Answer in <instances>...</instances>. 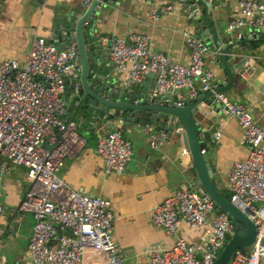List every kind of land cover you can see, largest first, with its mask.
I'll return each instance as SVG.
<instances>
[{
    "label": "built area",
    "instance_id": "2783aa9c",
    "mask_svg": "<svg viewBox=\"0 0 264 264\" xmlns=\"http://www.w3.org/2000/svg\"><path fill=\"white\" fill-rule=\"evenodd\" d=\"M87 1L83 0V4ZM185 4L186 0H175L153 6L149 19L157 22L161 16L174 12L176 6L181 10ZM238 6L240 16L229 20L226 29L237 42H242L264 26V0H239ZM187 13L192 21L193 14ZM183 35L190 51L188 66L152 52L148 37L138 33L112 39L108 56L117 73H127V84L140 83L151 73L152 97L172 98L183 90L190 101L199 89H216L217 82L205 64L207 45L191 31ZM77 57L74 45L59 49L42 38H34L22 66L13 59L0 63V158L25 168L30 183L19 208L33 219L27 244L30 264H86L87 260L123 264L121 249L111 236L114 216L109 202L79 193L58 176L65 160L85 142L76 121L60 118L66 89L60 74L75 67ZM250 70L245 65L240 77L247 78ZM215 100L227 115L235 118L242 132L241 142L248 148L247 158L231 166L229 202L255 228L252 245L236 249L228 264H264V128L257 125L247 107L230 101L224 93L215 94ZM169 102L180 107L186 101ZM219 137L215 134L216 140ZM158 145V139L152 138L151 148ZM95 151L103 161L105 174L121 173L131 159L132 145L125 139L121 125L105 121L96 131ZM10 172L9 165L0 164V215L4 210L1 182ZM150 220L175 240L167 249L151 251L149 264H212L233 231L229 216L217 212L206 194L186 187L152 207ZM181 223L190 231L202 229L199 240L188 241L179 236ZM0 264L7 262L1 259Z\"/></svg>",
    "mask_w": 264,
    "mask_h": 264
},
{
    "label": "crops",
    "instance_id": "0c3cea01",
    "mask_svg": "<svg viewBox=\"0 0 264 264\" xmlns=\"http://www.w3.org/2000/svg\"><path fill=\"white\" fill-rule=\"evenodd\" d=\"M175 0H118L117 4L103 8L98 17L97 29L103 45L114 38L127 37L138 33L148 37L149 49L163 53L171 60L188 66L190 51L183 33H193L192 21L187 18V1L183 9L175 7L174 12L165 14L157 22L149 19V10L153 6L174 2ZM239 0H221L213 14L217 30V40L223 45L241 44L238 49L225 50L226 59L233 69V79L226 85L224 94L230 101L247 107L255 122L264 128V38L237 42L226 25L229 20L240 16ZM83 0H2L0 3V63L13 59L23 65L30 44L34 38H42L56 48L53 35L55 19H61L63 13L79 12ZM205 38H212L207 31ZM264 34V26L256 34ZM255 35V34H254ZM206 44V43H205ZM207 45V44H206ZM72 46V45H70ZM205 64L213 71L217 84H225L227 78L224 66L217 61L221 54L207 45ZM103 59L111 63L110 70L119 80L127 83V73H117L108 56V49ZM248 65L250 75L243 79L239 72ZM128 69V67H127ZM145 77L142 79V81ZM141 81V82H142ZM154 78L150 80L152 87ZM197 87L200 85L197 83ZM198 91H201L200 89ZM72 90L67 86L63 94V111L60 118L76 121L78 131L84 139V145L73 156L65 160L58 176L81 194L99 197L109 202L114 216V228L111 236L121 249L123 264H149V253L153 250L169 248L175 238L163 229L154 226L150 220V210L174 194L179 188L186 187L199 192L190 178L193 170L189 152L178 143L167 141V136L154 132V127H141L137 123L127 126L122 117L109 119L121 125L123 135L132 145V156L125 170L121 173H104V164L96 153V131L104 120L92 129L85 119L73 115ZM172 102L186 101V92L181 90L172 95ZM217 107V108H216ZM205 115L216 128L205 146L210 164L215 168L214 184L226 199L230 192L228 175L236 161H243L248 156V148L241 142L242 132L235 118L227 115L215 101L207 107L199 104ZM69 110V111H68ZM157 138L159 145L151 148L150 141ZM185 151V154H183ZM11 167L9 175L1 182V200L3 213L0 215V260L7 264H30L27 244L33 227L29 213L19 210L30 183L26 169L12 165L6 158H0V164ZM202 229L188 230L184 223L178 227V235L188 241H198ZM86 264H99L95 261Z\"/></svg>",
    "mask_w": 264,
    "mask_h": 264
},
{
    "label": "water",
    "instance_id": "95a60500",
    "mask_svg": "<svg viewBox=\"0 0 264 264\" xmlns=\"http://www.w3.org/2000/svg\"><path fill=\"white\" fill-rule=\"evenodd\" d=\"M117 1L88 0L77 14L63 13L61 19H55V42L58 43L62 38L59 49L74 45L78 52L77 65L60 74L73 92V115L76 120L85 119L92 129L98 122L122 117L127 126L133 122L141 127H154V132L167 136V141L178 143L186 149L193 163L190 178L199 192L213 201L215 210L226 213L233 223L229 240L212 263L228 264L236 249H247L252 245L255 228L215 187V168L210 164L205 146L207 139L215 134L216 128L214 122L205 115V110L199 108V104L205 102L210 107L216 101L215 94L225 92L226 85L233 79V69L224 51L238 49L241 44L222 46L217 40V30L213 25L217 18L213 9L216 11L219 6H223L221 0H186L187 8L193 14L192 25L196 36L211 48L220 47L222 52L217 61L224 66L227 78L225 84H217L216 89L198 91L194 99L175 107L170 104L171 98L168 96L150 95V80L154 74L149 73L142 82L129 85L119 80L110 70L111 63L103 59V53L109 49L111 40L102 44L97 20L105 6L117 4ZM207 31L212 38H205ZM260 38H264V34H255L247 40ZM219 108L222 106L219 105Z\"/></svg>",
    "mask_w": 264,
    "mask_h": 264
},
{
    "label": "trees",
    "instance_id": "16d2710c",
    "mask_svg": "<svg viewBox=\"0 0 264 264\" xmlns=\"http://www.w3.org/2000/svg\"><path fill=\"white\" fill-rule=\"evenodd\" d=\"M225 197V196H224ZM226 198V197H225ZM227 200H229V197L227 198Z\"/></svg>",
    "mask_w": 264,
    "mask_h": 264
}]
</instances>
